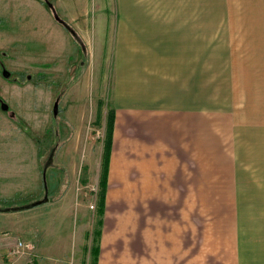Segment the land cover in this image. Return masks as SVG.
Wrapping results in <instances>:
<instances>
[{
    "label": "rangeland",
    "instance_id": "1",
    "mask_svg": "<svg viewBox=\"0 0 264 264\" xmlns=\"http://www.w3.org/2000/svg\"><path fill=\"white\" fill-rule=\"evenodd\" d=\"M48 3L56 1L0 0V95L16 113L12 118L0 109V210L47 198L20 212H0V247L10 248L14 259L25 257L26 264H96L104 216L127 253L126 238L131 233L138 245L139 232L138 220L120 230L125 226L121 204L106 201L113 110L111 76L98 66L107 61L102 51L107 49L98 39L108 34L87 28L82 35L65 27ZM214 33L213 102L228 104L236 57L263 67L264 27L213 28ZM243 174L237 180L233 173L236 193L214 188L221 203L160 204L165 243H190L201 234L195 264H230L235 258L227 254L233 252L218 256L205 250L219 242L241 244L237 264H264V187L252 186ZM210 178L220 182L221 176L213 171ZM123 211L138 212V204ZM45 236L52 250L44 253ZM18 241L33 247L13 253ZM129 256L140 258L139 251Z\"/></svg>",
    "mask_w": 264,
    "mask_h": 264
},
{
    "label": "crops",
    "instance_id": "2",
    "mask_svg": "<svg viewBox=\"0 0 264 264\" xmlns=\"http://www.w3.org/2000/svg\"><path fill=\"white\" fill-rule=\"evenodd\" d=\"M55 1L77 33L108 34L98 39L107 49L98 66L111 76L114 117L106 201L121 204L120 230L139 224L138 245L130 233L127 253L104 216L96 264H195L201 234L190 243H165L160 204L221 203L213 190L236 193L234 171L237 180L244 173L252 186L264 187V62L252 67L237 56L231 100L213 102V28L264 27V0ZM213 171L220 182L210 178ZM127 204H138V212L124 213ZM46 237L44 253L52 250ZM240 245L219 242L205 250L231 251L229 263L237 264ZM0 249V264L27 263ZM137 251L140 258H130Z\"/></svg>",
    "mask_w": 264,
    "mask_h": 264
},
{
    "label": "water",
    "instance_id": "3",
    "mask_svg": "<svg viewBox=\"0 0 264 264\" xmlns=\"http://www.w3.org/2000/svg\"><path fill=\"white\" fill-rule=\"evenodd\" d=\"M48 6H49V8L52 9V11L54 13V16H55V19L59 23H61L62 25H64L65 27H68L67 23L64 20H62L58 14H56V10L54 8V5L52 3H48ZM10 75H11V73L8 70H6V69L3 70V76L5 78H8ZM0 100H2L1 97H0ZM8 108H9V105L6 102H3L2 101V109L3 110H7ZM57 109H58V100L55 102V105H54V111H55V113H57ZM45 202H47V198L46 197L43 200L35 201L32 204H30V205L20 206V207H15V208L13 207L12 209H7L6 208V209H3L1 211H3V212L19 211V210H23V209H27V208H32V207L38 206V205H40L42 203H45Z\"/></svg>",
    "mask_w": 264,
    "mask_h": 264
},
{
    "label": "flooded vegetation",
    "instance_id": "4",
    "mask_svg": "<svg viewBox=\"0 0 264 264\" xmlns=\"http://www.w3.org/2000/svg\"><path fill=\"white\" fill-rule=\"evenodd\" d=\"M2 64V63H1ZM2 69V75H3V70L5 69L4 67H2L1 68ZM11 73V72H10ZM12 75V74H11ZM9 76L7 79H10L12 76ZM16 80H17V78H16ZM0 97H1V99L2 100H0V109L3 111V112H5V113H7L9 116H11L12 118H15L16 117V113H15V111L14 110H12V108L10 107V104H8L3 98H2V96L0 95ZM2 101L3 102H6L8 105H9V108L7 109V110H3L2 109ZM54 105H55V103H54ZM58 105H59V100H58ZM53 112H54V115L56 116L57 114H58V109H57V113H55V111H54V109H53Z\"/></svg>",
    "mask_w": 264,
    "mask_h": 264
},
{
    "label": "built area",
    "instance_id": "5",
    "mask_svg": "<svg viewBox=\"0 0 264 264\" xmlns=\"http://www.w3.org/2000/svg\"><path fill=\"white\" fill-rule=\"evenodd\" d=\"M15 247L16 250H13V253H19L21 251V254H24L25 252H27V250L32 249L33 246L28 242L18 241L15 244Z\"/></svg>",
    "mask_w": 264,
    "mask_h": 264
},
{
    "label": "trees",
    "instance_id": "6",
    "mask_svg": "<svg viewBox=\"0 0 264 264\" xmlns=\"http://www.w3.org/2000/svg\"><path fill=\"white\" fill-rule=\"evenodd\" d=\"M112 118L114 119V117H113V115H112ZM111 132H112V130H111ZM13 207H10V208H7V209H12Z\"/></svg>",
    "mask_w": 264,
    "mask_h": 264
}]
</instances>
